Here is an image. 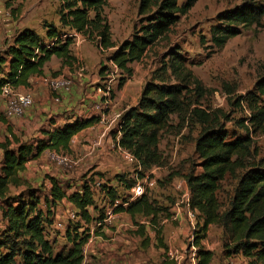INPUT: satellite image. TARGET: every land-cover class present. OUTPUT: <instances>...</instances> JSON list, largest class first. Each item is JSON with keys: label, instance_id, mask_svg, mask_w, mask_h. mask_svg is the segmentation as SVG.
<instances>
[{"label": "trees", "instance_id": "16d2710c", "mask_svg": "<svg viewBox=\"0 0 264 264\" xmlns=\"http://www.w3.org/2000/svg\"><path fill=\"white\" fill-rule=\"evenodd\" d=\"M56 1L59 28L43 23L44 37L31 30H21L0 53V92L4 86L28 89L30 78L42 76L44 66L52 58L60 61V68H71L76 62L70 50L75 36H80L102 53L109 52L106 62L120 75L130 78L131 65L140 63L147 51L168 34L197 0H185L181 6L177 0H140L137 14L142 19L133 27L129 39L118 46L111 40L110 28L103 15L107 0ZM263 16L264 0H245L238 7L223 12L217 20L219 25L209 32L210 47L221 49L229 39L257 25ZM200 44L204 45L203 42ZM165 60L160 64L159 74L144 85L135 106L120 116L116 143L134 157L140 169L148 171L161 167L163 158L157 150L159 134L169 128L170 116L179 117L189 110L190 121L199 127L194 142L198 172L190 170L182 178L189 191L187 206L198 213L193 241L188 245L196 249V264L211 263L212 254L201 246L210 226H218L225 232L228 247L233 246L228 255L240 253L248 260L246 264H264V165L248 166L246 163L253 155L250 136L264 132V106L254 94L238 98L234 106L239 108L244 103L248 114L236 124L246 135L229 138L224 125L220 124L221 120L229 122V118L202 110L192 100L193 96L200 97L202 87L182 59L176 52H169ZM53 75L56 77L57 74ZM122 83L123 80L118 82L117 90L122 88ZM255 90L259 96H264V74L256 82ZM113 97L110 92L108 100ZM0 120L5 123L3 117ZM98 123L97 116L75 118L42 131V138L30 144H22L7 130L10 140L6 138L0 142V215L8 238L0 240V264H81L83 247L90 237L89 227L92 226L93 235H97L104 225L105 209L114 200L127 204L124 208L121 204L115 207L113 213L130 217L137 227L135 234L141 238V244L148 243L149 238L144 227L136 222L137 218L148 220L157 247L166 252L160 219H169L168 210L157 206L145 194L129 202L126 192L135 181L125 176L115 175L105 184L98 185L95 190L102 196L101 208L94 204L95 190L88 183L83 181L67 195L56 180H49L46 207L66 201L72 206L76 221L73 227H65L63 238L69 248L61 251L54 250V244L45 236L43 214L36 210L35 191L27 187L17 194H10V188L24 185L19 174L24 172L27 162L46 151L68 155L70 140ZM245 169L247 171L238 180L227 207L221 211L217 199L220 183L226 176L233 177L236 171ZM111 182L115 186H110ZM119 190L124 191V196L119 195Z\"/></svg>", "mask_w": 264, "mask_h": 264}, {"label": "rangeland", "instance_id": "374dc122", "mask_svg": "<svg viewBox=\"0 0 264 264\" xmlns=\"http://www.w3.org/2000/svg\"><path fill=\"white\" fill-rule=\"evenodd\" d=\"M139 1L107 0L103 15L109 25L111 40L115 46L129 39L133 27L138 26V21L142 19L137 14ZM244 1L197 0L188 13L179 18L168 34L147 51L140 63L131 65L132 75L130 78L120 75L110 63L106 62L109 52L102 53L98 51L80 36L74 37L75 40L71 46V55L73 57L74 54H78L82 50L80 53L81 60L78 65L76 61L71 68H67L68 71L54 73L50 69L54 65L52 63L49 66V72H46L44 77L48 80L55 78L53 74H57L56 77H67L71 82V87L74 78H77L80 73L91 78L96 77L97 82L93 84L94 89L97 90L99 88L103 94L107 92L106 90H110L114 96L113 100L116 96L119 101L123 99L121 103L117 101V105L114 106L116 113H120L125 109L126 105L134 104L132 106H135L144 85L159 74L160 64L163 59L165 60L166 55L169 52H176L201 84L200 97L193 96L192 98L193 101L198 103V108L217 116L220 114L226 115L229 118V122L221 120L220 124L224 125V130L228 133V137L243 138L246 134L236 123L246 118L248 113L244 103L239 108L234 106L236 100L254 94L259 97L258 102L264 106V96H259L255 90L256 82L264 74V16L257 25H253L241 31L236 37L229 39L221 49L210 47L209 32L212 28L219 25L217 20L220 14L238 7ZM7 2L8 0L6 4ZM184 2L185 0H177L179 6ZM57 5L56 0H16L13 5L15 8L8 12L14 16V20L18 24L25 22L26 26L37 27V22L39 21L40 29L43 30L45 35L43 23L52 24L55 28H59L56 14ZM54 17L56 24L53 23ZM25 29L31 30L28 27ZM25 29L23 28L22 30ZM39 31L33 32L39 37H44ZM200 42H203L204 45L200 44ZM120 80H123L122 88L117 90ZM170 82L173 84L172 80ZM43 95V98L40 99L38 93L36 102L33 101L32 106L26 110V112L28 111L27 113L30 112L32 121L27 117L25 119L24 117L22 118L27 122V128H23L20 131L16 129L18 133L16 138L22 144H30L39 138L41 139L39 130L43 127L45 128L49 122H55L54 117L49 114L41 116L36 114L38 110L42 109V103H53L48 90L44 91ZM113 100L109 101L111 105ZM186 111L179 117L170 116L169 128L159 134L157 150L163 158V165L151 168L153 170L157 169L153 174H150L149 170L140 169L138 171L137 167L133 165L125 166L126 164H124L121 155L118 153L119 151L115 147L117 143L113 144L114 153L112 154V158L116 159L119 166L123 168L119 172L120 175L125 176L130 181L135 179L142 181L146 178L144 194L157 206L166 208L170 215L169 219L161 217L160 222H171L174 226L178 222L187 224V229L189 228V230L182 244L186 250L183 252V260L177 262L178 264H194L192 261L194 259L196 261V249L188 247V245L193 241L198 213L196 211L193 213L194 211L189 208L188 210H182L188 204L189 198L183 197V194L179 191L182 190L184 193V188L182 189L181 185L176 184L177 181L184 182L182 177L190 170L198 172L196 168L197 159L194 156V142L199 133V127L190 121L188 117L189 110ZM107 114L108 112L106 111L104 114L105 118H107ZM93 116H96V113ZM10 127L14 129V126L10 125ZM112 131L118 135L116 128ZM250 139L253 155L246 163H248V166L253 164L264 165V132L251 135ZM47 154L43 153L37 159L26 163L24 172L19 174V178L24 185L18 188H10V194H17L27 187L35 191L38 200L36 210L43 214L42 222L45 236L54 244V250L61 251L68 249L69 246L63 238V230L59 229L57 224L60 223L64 227L68 225L73 227L76 221L74 219L70 220V216L74 212L65 202H59L53 207H46L50 190L49 180L56 178L58 184L64 189V193L69 195L70 192L67 189L69 185H71L72 190H76L79 186L78 181L81 184L84 179L94 189L96 184L105 183L107 179H111L113 173L107 170L95 172L94 168H90L88 165L79 173L78 171L73 172L79 175L77 179L68 181L71 184L65 183L59 180L57 176L61 175V173L67 174V171L64 170L68 168L59 169L49 160ZM1 156L2 152L0 151V160ZM73 160L70 167L73 165ZM246 169L236 171L233 177L226 176L220 183L217 199L221 206V211L227 207L233 189L236 187L240 177L247 171ZM118 193L120 196H124V191L119 190ZM93 197L94 204L99 205L98 208H101L102 204H100V201L102 196H100L98 190H95ZM180 210L182 214L179 212ZM189 213L191 215L190 219L187 218ZM92 216H95V214L93 213ZM136 222H148V220L137 218ZM190 222H194L192 227ZM4 224L0 215V240L8 238L4 233ZM224 233L220 227L210 226L201 242L202 249L210 252L213 256L210 264H246L248 260L244 259L240 253L228 255V252L232 251L231 248L233 246L228 247L229 241Z\"/></svg>", "mask_w": 264, "mask_h": 264}, {"label": "crops", "instance_id": "0c3cea01", "mask_svg": "<svg viewBox=\"0 0 264 264\" xmlns=\"http://www.w3.org/2000/svg\"><path fill=\"white\" fill-rule=\"evenodd\" d=\"M6 1L7 0H0V52L3 51L5 44H9L14 35L23 28L25 29L28 27L31 28V31L35 32L40 30L39 33L44 35L43 30L40 29L39 21L37 22V27L28 25L26 26L25 22L18 24V22L14 20V16L8 12L9 10L15 8L13 5L15 4L16 0H8L7 4ZM54 21L55 17L53 23L56 24V21ZM81 52L82 50H80V53ZM80 53L74 54L77 65L81 60ZM52 63L54 65L50 69L54 73L58 71H61L62 73H64L66 70L68 71L66 67L60 68V61L52 59L44 66L42 76H34L30 78V87L28 89L18 88L16 91L19 93L29 92L34 102H36V96L38 93L40 96L39 98L42 99L44 96V91L47 90L46 82L48 80L44 76L46 72H49V66H51ZM96 79V77L91 78L81 73L78 74L77 78H74L73 80L71 91L68 93H61L59 95L58 103H55L54 96H51L50 94L54 104L52 102L42 103V109L38 110L36 114L40 116L49 114L50 116L54 117L55 122H49L45 128L43 127L41 130H39V134L41 135L42 131L49 129L51 126H60L64 123L71 122L75 118H89L90 116L95 115L94 108L101 100L97 90L93 88V84L97 82ZM122 100L119 101V98L116 96L112 102V105L111 103H108L106 122H99L93 127L85 129L70 140L68 146L70 153L68 156L72 160L74 158L75 159L73 160L72 167L64 170L67 171V174L61 173V175L57 176L59 180L71 184V182L68 181L77 179L79 175L73 172L78 171L79 173L84 167L88 165L90 168H94L93 170L95 172L107 170L113 173L112 176L120 175L119 172L123 170V168L119 166L116 159L112 158V154L114 153L113 144L117 142L119 135H116L112 130L116 128L120 118L119 115H122L124 111L133 107L132 105H134H126L122 112L116 113L117 111L114 110V106L117 105V101L121 103ZM4 109L5 103L0 99L1 118L3 117L2 113ZM27 112H25L21 118L5 120V123L0 120V142L4 141L6 138L10 140V136L7 131L8 129L10 130L11 134L16 137V134H18L16 129L20 131L23 128H27V122L22 119L23 117L24 119L26 117L30 119V112ZM30 120L32 121V119ZM10 125L14 126V129L11 128ZM45 153H48V151L44 152V154ZM125 166L129 167L131 165L128 166V164H126ZM156 170L157 169H150L149 173L153 174ZM54 180L58 181L56 178H54ZM83 181L85 182L84 179ZM106 181H108V179ZM78 184L80 186L79 181ZM103 184L105 183H101V185ZM176 184L181 185L182 189L184 188V193L182 190L179 191L183 194V197L189 198V191L187 190L185 182L177 181ZM70 186L71 185H69L67 189H69V192L72 193L75 190H72ZM110 186H115V184L111 182ZM94 187L95 190L97 187L96 185ZM62 202H65L67 206L72 208V206L66 201ZM183 209L188 210V206L185 205L182 210ZM179 212L182 214L181 210ZM193 213H195V211ZM187 218H191L190 213L187 215ZM104 221L106 222H103L104 225L98 231L97 235H93L92 226L89 227L90 237L83 247L86 264H178L177 262H181L184 258L183 252H185L186 248L182 244L185 240L186 233L189 230V228L187 229L188 226L185 222H178L175 226L171 222L160 223L162 226L163 244L167 249L165 252L163 249L157 247L154 234L150 230L148 222H137L139 225L144 227V231L149 238L148 243L142 245L141 238L135 234L137 227L134 226L130 217L126 214H115L110 220L105 219ZM190 224L192 227L194 222H190ZM192 262L196 264L195 259Z\"/></svg>", "mask_w": 264, "mask_h": 264}, {"label": "built area", "instance_id": "2783aa9c", "mask_svg": "<svg viewBox=\"0 0 264 264\" xmlns=\"http://www.w3.org/2000/svg\"><path fill=\"white\" fill-rule=\"evenodd\" d=\"M46 88L51 96H54L55 103L59 102V95L61 93H68L71 88V82L69 78L64 76H58L52 79L47 80ZM107 92L103 94L100 89H97L98 94L100 95L101 100L98 104H96L94 110L96 116L99 118L100 123L106 122L105 112L108 111V96L110 94V90H106ZM0 99L5 103V109L2 113V116L5 120L18 119L21 118L26 110H28L32 104L33 99L29 92L19 93L16 92V89L10 86H4L0 92ZM118 153L121 155L122 160L125 164L136 166L138 171H140V167L137 161L131 156L128 152L121 149L118 145H115ZM49 160L58 168H69L72 164V160L68 155L56 154L53 152H48L47 154ZM148 179V178H147ZM134 186L126 193V197L128 201H133L135 199L140 198L144 194V185L146 184V178L142 181L134 180ZM99 184H96L98 187ZM121 202L119 200H114L112 205L105 209V219L110 220L115 214L113 213V209L119 206ZM127 204H121L124 208ZM75 219L74 214L70 216V220ZM106 222V221H104ZM57 227L61 230H65V227L62 224L58 223ZM81 264H86L85 255L83 252V260Z\"/></svg>", "mask_w": 264, "mask_h": 264}]
</instances>
